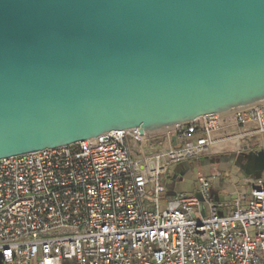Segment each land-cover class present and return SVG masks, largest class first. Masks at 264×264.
Listing matches in <instances>:
<instances>
[{"label":"water","instance_id":"95a60500","mask_svg":"<svg viewBox=\"0 0 264 264\" xmlns=\"http://www.w3.org/2000/svg\"><path fill=\"white\" fill-rule=\"evenodd\" d=\"M262 102L264 0H0V159Z\"/></svg>","mask_w":264,"mask_h":264},{"label":"built area","instance_id":"2783aa9c","mask_svg":"<svg viewBox=\"0 0 264 264\" xmlns=\"http://www.w3.org/2000/svg\"><path fill=\"white\" fill-rule=\"evenodd\" d=\"M96 140L0 159L1 264H264V179L235 192L227 214L209 177L196 194L164 185L171 166L225 141L264 149V102Z\"/></svg>","mask_w":264,"mask_h":264},{"label":"crops","instance_id":"0c3cea01","mask_svg":"<svg viewBox=\"0 0 264 264\" xmlns=\"http://www.w3.org/2000/svg\"><path fill=\"white\" fill-rule=\"evenodd\" d=\"M226 134L223 132L221 137ZM198 175L210 178L211 195L220 203L218 212L227 214L235 192L244 189L248 193L252 180L264 179V149L246 146L235 148L225 141L213 154L175 164L164 178L167 195L177 192L196 194ZM195 213L207 214L206 203L196 206Z\"/></svg>","mask_w":264,"mask_h":264}]
</instances>
